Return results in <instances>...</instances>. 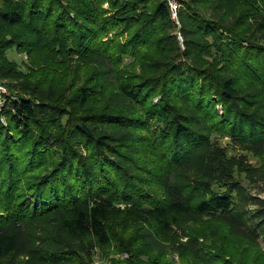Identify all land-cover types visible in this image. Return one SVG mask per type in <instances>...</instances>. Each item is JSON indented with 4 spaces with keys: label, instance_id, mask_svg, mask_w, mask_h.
<instances>
[{
    "label": "trees",
    "instance_id": "obj_1",
    "mask_svg": "<svg viewBox=\"0 0 264 264\" xmlns=\"http://www.w3.org/2000/svg\"><path fill=\"white\" fill-rule=\"evenodd\" d=\"M178 16L0 0V264H264V0Z\"/></svg>",
    "mask_w": 264,
    "mask_h": 264
},
{
    "label": "rangeland",
    "instance_id": "obj_2",
    "mask_svg": "<svg viewBox=\"0 0 264 264\" xmlns=\"http://www.w3.org/2000/svg\"><path fill=\"white\" fill-rule=\"evenodd\" d=\"M104 7H108V4H105ZM173 20V19H172ZM174 23H176L178 25V23H180V20L178 18V22L174 21ZM177 32V30L175 31V33ZM178 35V33H177ZM7 56L12 59L15 60L17 62V64L19 65V67L23 70L24 68H26V64L29 61L28 55L26 53L20 52L16 49H11L7 52ZM6 96H11L13 98H15L16 96L11 95V91L9 90V88L2 82H0V104H3L6 101ZM227 140L222 139V142L225 143ZM256 160V158H254ZM183 240L185 241L186 238L184 237ZM262 248L264 249V244H262ZM93 260L91 261L90 264H111V260L114 259H119V260H126L129 257V253L127 252H111V254L106 255L105 253H102L101 251H95L94 255H93ZM169 260H173L175 263L174 264H182L180 262V258L178 256L177 252H172L169 256Z\"/></svg>",
    "mask_w": 264,
    "mask_h": 264
},
{
    "label": "built area",
    "instance_id": "obj_3",
    "mask_svg": "<svg viewBox=\"0 0 264 264\" xmlns=\"http://www.w3.org/2000/svg\"><path fill=\"white\" fill-rule=\"evenodd\" d=\"M165 3L167 4L171 18L178 22V12L181 8V0H164ZM179 24V23H178ZM178 37L181 39L180 33H178Z\"/></svg>",
    "mask_w": 264,
    "mask_h": 264
}]
</instances>
